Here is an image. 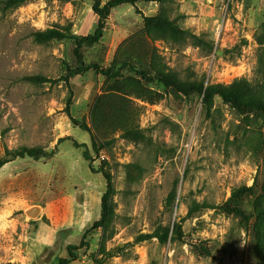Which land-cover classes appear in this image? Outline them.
Segmentation results:
<instances>
[{
	"label": "rangeland",
	"instance_id": "374dc122",
	"mask_svg": "<svg viewBox=\"0 0 264 264\" xmlns=\"http://www.w3.org/2000/svg\"><path fill=\"white\" fill-rule=\"evenodd\" d=\"M93 5L0 8V159L56 148L0 169V264H57L107 191L71 264H264V0L123 4L74 74ZM234 84L256 106L216 94Z\"/></svg>",
	"mask_w": 264,
	"mask_h": 264
},
{
	"label": "trees",
	"instance_id": "16d2710c",
	"mask_svg": "<svg viewBox=\"0 0 264 264\" xmlns=\"http://www.w3.org/2000/svg\"><path fill=\"white\" fill-rule=\"evenodd\" d=\"M27 0H0V8L2 10H8L15 7H18L22 4H24ZM93 10L94 13L98 16L97 21V27L94 30L93 33H88L86 35L80 36L77 38V46L75 49L76 57L78 60V67L72 72L74 74H83L86 71H88L89 66H87L84 62L83 53L81 51V48L83 46H92L102 40L104 37L105 29H106V21L108 17L111 15L113 9L123 5V4H135L139 1H157V0H108L107 2L103 3L102 0H92ZM146 26L152 27L154 23L156 22L155 18L152 17H146L145 19ZM167 23V22H165ZM160 25V23H159ZM38 37L44 38V39H64L67 37V34L59 29H49L46 32L38 33ZM111 70L106 71L105 73H110ZM68 79V78H67ZM212 93L211 90H207L206 92V100L208 101L210 94ZM224 101L230 103L237 109L241 111H245L247 107H254L256 104H250V106H247L244 99H243V90L238 86V84H234L230 89L225 90H218L216 92ZM72 98H73V92L71 93L69 100H68V111H70V105L72 104ZM73 121L76 124H79L83 129L91 131L90 127L86 122H79L75 118H73ZM71 139L70 136H66L59 139V142H62L64 140ZM74 145L77 148H84L83 156L86 160H91V152L88 148V145L86 143H78L77 141H73ZM94 142V140H93ZM95 147V142H94ZM56 153V148L52 151H48L42 147H28V146H22L20 148L14 149V150H6L5 156L0 159V169L7 163L17 159V158H25L29 157L34 160H40L42 158H49L52 157ZM107 177L108 183H109V177L107 174H105ZM108 191L104 194L103 201H102V216L101 219L98 220L91 228L86 230L81 238V241L79 244H68L67 245V252L68 256H62L58 258L57 264H71L73 261L78 259V251L86 246L89 245L88 242V233L92 229L98 228L106 217V210H105V199L107 197Z\"/></svg>",
	"mask_w": 264,
	"mask_h": 264
},
{
	"label": "water",
	"instance_id": "95a60500",
	"mask_svg": "<svg viewBox=\"0 0 264 264\" xmlns=\"http://www.w3.org/2000/svg\"><path fill=\"white\" fill-rule=\"evenodd\" d=\"M40 212H41V207H39V206H33V207L29 208L28 210H26L27 214H32V215H34L36 213H40Z\"/></svg>",
	"mask_w": 264,
	"mask_h": 264
}]
</instances>
